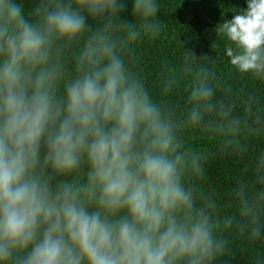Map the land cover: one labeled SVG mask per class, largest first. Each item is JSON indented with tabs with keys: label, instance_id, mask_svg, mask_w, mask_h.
Segmentation results:
<instances>
[{
	"label": "clouds",
	"instance_id": "9594fccd",
	"mask_svg": "<svg viewBox=\"0 0 264 264\" xmlns=\"http://www.w3.org/2000/svg\"><path fill=\"white\" fill-rule=\"evenodd\" d=\"M124 8L0 0V264H213L234 241L264 264V150L248 158L264 99L184 48L153 91L134 65L159 0H133L131 21ZM215 32L230 70L264 84V0ZM225 156L245 161L226 202L206 177Z\"/></svg>",
	"mask_w": 264,
	"mask_h": 264
},
{
	"label": "trees",
	"instance_id": "16d2710c",
	"mask_svg": "<svg viewBox=\"0 0 264 264\" xmlns=\"http://www.w3.org/2000/svg\"><path fill=\"white\" fill-rule=\"evenodd\" d=\"M14 2L22 4L25 12H31L39 0H14ZM122 2L125 8L120 13V19L131 21L133 0H122ZM159 3L160 11L157 13V19L161 21V31L154 39L141 43L138 51L139 59L134 65V70L144 76L150 89L155 91L161 62L176 61L185 55V50L193 53L197 59L204 58L205 62L216 58L215 69L224 81L231 83L234 89L243 88L256 92L264 99V84L249 79L241 80L236 76L229 68L224 52L225 41L220 37L216 39L217 25L224 20H231L237 10L246 9L247 0H159ZM86 25L96 28L99 22L89 17L86 18ZM173 102L178 108L183 106L182 91L175 94ZM189 138L194 145L212 146V141L197 131L190 133ZM251 145L248 158L264 150V140H253ZM40 154L43 158L45 154L43 146ZM244 163L243 160L227 156L210 160L206 170L207 186L222 194L226 202L232 179ZM57 179L53 180V186ZM232 248L231 255L221 257L213 264H250V255L242 250L240 241H234Z\"/></svg>",
	"mask_w": 264,
	"mask_h": 264
}]
</instances>
